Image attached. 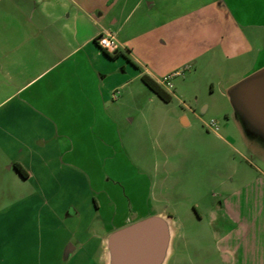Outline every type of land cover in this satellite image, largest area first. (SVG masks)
<instances>
[{"label": "crops", "instance_id": "crops-1", "mask_svg": "<svg viewBox=\"0 0 264 264\" xmlns=\"http://www.w3.org/2000/svg\"><path fill=\"white\" fill-rule=\"evenodd\" d=\"M155 3L149 2L150 9ZM205 3L204 0L202 9L195 10L200 18L208 12ZM212 3L213 0L209 4ZM126 7L127 0H0V144L3 150L16 152L9 155L5 166L11 169L16 168V163L21 164L28 172L23 179L33 178L30 168L49 165L53 158L60 163L85 159L87 165L96 152L99 156L100 151L109 150L108 135L115 120L112 109L121 101L114 90L121 86L123 96L126 95V68L132 70L130 64L139 70L135 76L142 79L143 73H148L170 92L162 83L161 73L143 67L133 55L135 39L127 26L131 14L142 3H137L129 14ZM215 19L214 27L198 29L196 34H209L210 38L214 34L212 46L220 40L225 61L234 63L232 70H244L249 61L254 64L264 57V0H220ZM168 21L174 23L173 19ZM158 28L160 25L155 29ZM103 33L115 38L117 47L110 53L121 52L117 57L107 54L98 43ZM120 59L126 61L122 73L112 65V61L124 63ZM255 70L257 67H252L244 76ZM181 124L190 126L192 121L184 115ZM243 130V146L264 162L261 138ZM214 132L230 144L220 130ZM25 151L31 153L23 158ZM106 158L108 162L112 156ZM262 172L263 176L244 178L241 188L222 193L220 201L211 205L210 229L220 264H254L256 260L264 264V248L259 247L260 239H264ZM118 173L126 200L115 195L108 198V203L103 202L93 196L90 181H86L87 194L94 197L96 206L89 210L86 202L74 201L65 205L63 218L81 222L63 242L60 256L65 263L77 258L106 264L105 242L111 232L165 213L174 222L169 264L179 228L172 214L155 210L150 196L154 172L139 166L129 155L128 161L119 162ZM133 182L134 191L130 187ZM143 182L147 184V194L141 196L137 187L141 189L139 184ZM120 212L123 217L117 221ZM111 221L114 223L109 226Z\"/></svg>", "mask_w": 264, "mask_h": 264}, {"label": "rangeland", "instance_id": "rangeland-1", "mask_svg": "<svg viewBox=\"0 0 264 264\" xmlns=\"http://www.w3.org/2000/svg\"><path fill=\"white\" fill-rule=\"evenodd\" d=\"M152 1L157 3L150 9ZM203 1L127 0L126 14L142 3L127 26L135 39L133 55L162 78L173 75V98L167 102L159 97L135 76L139 70L131 64L132 70H127L125 59H120L124 63L112 61L118 72L126 68L127 93L123 96L121 86L114 90L121 101L112 109L115 120L108 135L109 150L100 151L99 156L96 152L87 165L85 159L60 163L53 158L49 165L30 168L34 176L25 180L16 168L5 166L9 155L16 152L5 151L0 144V264H93L84 259L68 263L61 259L63 242L81 223L63 218V209L74 201L86 202V208L92 210L95 196L106 203L115 195L126 200L118 166L128 161L129 155L139 166L154 172L150 196L155 210L172 214L177 222L179 234L169 264H220L210 229L211 205L220 201L222 193L241 188L244 178L263 176L264 171V162L243 146V126L226 91L252 67L260 69L264 57L254 64L249 61L244 70H232L234 63L225 61L220 40L212 46L214 34L211 38L196 34L198 29L214 27L220 0L212 4L205 0L208 12L200 18L195 10ZM170 19L174 20L173 28ZM114 80L113 76L110 82ZM205 107L208 109L203 112ZM184 115L190 117V126L181 124ZM213 118L230 144L206 126ZM247 131L249 136L259 137L254 130ZM243 133L247 134L245 129ZM30 153L25 151L21 157ZM106 155L112 156L108 162ZM86 181H90L93 198L87 194ZM139 185L141 196L146 195V182ZM135 186L130 184L132 190ZM122 217L120 212L116 220ZM259 247L264 248V239Z\"/></svg>", "mask_w": 264, "mask_h": 264}, {"label": "water", "instance_id": "water-1", "mask_svg": "<svg viewBox=\"0 0 264 264\" xmlns=\"http://www.w3.org/2000/svg\"><path fill=\"white\" fill-rule=\"evenodd\" d=\"M243 128L264 143V67L227 91ZM174 222L154 214L111 232L105 242L106 264H167L172 252Z\"/></svg>", "mask_w": 264, "mask_h": 264}, {"label": "trees", "instance_id": "trees-1", "mask_svg": "<svg viewBox=\"0 0 264 264\" xmlns=\"http://www.w3.org/2000/svg\"><path fill=\"white\" fill-rule=\"evenodd\" d=\"M105 50V49H104ZM107 54H109L112 57H117L121 52H115L110 53L109 51L105 50ZM137 65V64H136ZM142 80L146 83V85L153 90L159 97H161L163 100L169 102L172 100V94L168 92L154 77H152L148 73H143ZM16 169L20 172V174L24 177L28 176V172L25 170V168L19 164H15Z\"/></svg>", "mask_w": 264, "mask_h": 264}, {"label": "built area", "instance_id": "built-area-1", "mask_svg": "<svg viewBox=\"0 0 264 264\" xmlns=\"http://www.w3.org/2000/svg\"><path fill=\"white\" fill-rule=\"evenodd\" d=\"M98 43L100 44L102 48H104L105 50L109 52L113 51L117 47V42L111 34H104V33L101 34L98 37ZM178 74H180V72H176V75ZM172 77H173L172 74L166 75L165 77L162 78V83L165 86L172 88L173 87V84L171 82ZM206 126L208 127L209 130H213V131L220 130V125L218 121L214 118L207 121Z\"/></svg>", "mask_w": 264, "mask_h": 264}]
</instances>
